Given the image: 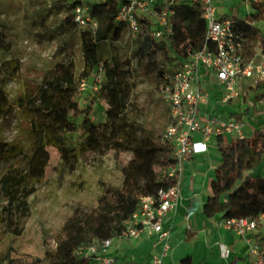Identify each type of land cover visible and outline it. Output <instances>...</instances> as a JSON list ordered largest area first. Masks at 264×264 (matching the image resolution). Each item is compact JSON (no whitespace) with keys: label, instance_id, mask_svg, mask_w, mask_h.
<instances>
[{"label":"trees","instance_id":"trees-1","mask_svg":"<svg viewBox=\"0 0 264 264\" xmlns=\"http://www.w3.org/2000/svg\"><path fill=\"white\" fill-rule=\"evenodd\" d=\"M126 0H105L100 4H87L91 17L98 20L100 27L96 33L81 28V50L83 54L84 75L89 76L102 64L104 85L100 96L107 102L112 117L100 128L89 120L90 111L81 110L75 101L77 92L76 66L72 60L56 65L54 74L31 96L30 107L41 117L40 124L33 129V152L30 158V176L32 188L45 178L50 155L47 148L55 146L61 149V158L65 169H74L80 154L67 146L65 132H74V120L81 118L84 141L81 152L99 151L102 146L112 145L131 151L138 163L123 170V184L119 188H107L99 199L95 211L86 217H72L62 227L54 247H48L43 264H90L80 258L78 252L85 249L95 239H118L125 230V222L138 206L139 198L157 194L160 188L168 184L161 181L159 163L161 159L170 161L168 155L172 148L169 144L157 142L151 135L137 136L133 127L125 121L130 93L132 91V68L129 60L111 58L101 62L100 43L111 38H121L124 24L117 21L120 5ZM80 2L71 3L73 10ZM61 11L66 4L60 0L53 5ZM166 4L159 2L156 10H162ZM254 13L248 16L251 23L264 20V3L252 2ZM235 20V19H234ZM238 28L243 33L242 53L245 59L254 58L253 52L245 54L249 40L253 37L254 27L238 20ZM75 23V21H74ZM76 26L78 24L75 23ZM173 34L166 40H155L152 35L153 22L150 19L140 21L139 48L136 56L147 72H153V66L162 60L159 76L162 78L173 70L166 69L165 61L172 62L178 68L188 52L202 50L209 42L205 39L206 25L202 18V5L199 0L175 6ZM79 27V26H78ZM80 28V27H79ZM155 67V68H156ZM18 58L5 60L0 64V126L7 128L16 117L17 107L5 93V79L20 73ZM254 104L244 105L240 119H252ZM65 113L71 114V116ZM117 120L118 123L115 121ZM221 162L214 168L211 182V195L203 207L206 219H259L264 215V131H257L244 140L217 139ZM22 153L18 143H6L0 140V155L15 158ZM9 213L12 216V204ZM4 258L0 264H18ZM182 264H193L192 258L182 259Z\"/></svg>","mask_w":264,"mask_h":264},{"label":"rangeland","instance_id":"rangeland-1","mask_svg":"<svg viewBox=\"0 0 264 264\" xmlns=\"http://www.w3.org/2000/svg\"><path fill=\"white\" fill-rule=\"evenodd\" d=\"M56 1L0 0V64L16 57L21 66L17 76L5 79V93L16 104L17 114L10 126H0V140L18 143L22 148V153L12 159L0 155V261L8 258L18 264H43L46 249L55 246L64 224L72 217L91 215L107 188L122 186L123 170L138 165L131 151L112 145L105 144L99 151L81 152L85 137L79 118L74 120L75 131L65 132L67 146L80 154L74 169H65L61 149L49 146L50 161L45 178L32 188V134L41 117L31 110V96L54 74L57 64L74 62L75 101L81 110L90 111L91 123L102 128L112 117L107 102L100 96L104 85L100 78L102 64L89 76L84 75L81 28L75 25L73 10L69 7L80 0H60L66 4L61 11L53 6ZM104 1L83 0L85 4ZM147 19L155 23V16L149 15ZM121 34L117 41L109 38L100 43L101 62L111 58L131 62L132 91L125 121L137 136L149 134L162 142L169 123L168 108L161 92L163 78L159 76L164 58L158 57L159 65L152 67L153 72H147L136 56L139 40L144 39L145 34L140 36L139 33L133 42L125 27ZM164 63L166 69H176L172 62ZM204 83L212 92H222L214 79L206 78ZM250 99V96L245 97L243 102ZM219 110L215 108L216 112ZM260 110L264 114V107ZM231 111L236 113L233 107ZM251 136L252 132L247 131V137ZM12 199L10 216L8 208ZM260 231V234L264 231L262 226Z\"/></svg>","mask_w":264,"mask_h":264},{"label":"built area","instance_id":"built-area-1","mask_svg":"<svg viewBox=\"0 0 264 264\" xmlns=\"http://www.w3.org/2000/svg\"><path fill=\"white\" fill-rule=\"evenodd\" d=\"M193 1L126 0L120 5L117 21L124 24L133 42L140 33V21L149 15L155 16L152 35L155 40H166L173 34L175 6ZM199 1L206 25L205 39L209 44L200 51H189L178 68L164 75L161 87L169 113L162 141L169 144L172 151L168 155L170 161L160 160L158 171L161 181L168 185L155 195L139 198L136 210L125 222L126 228L119 237L138 240L143 232L157 236L162 243L161 254L149 263L120 260L111 254L116 239H95L90 246L78 252V256L90 264H164L172 248V228L165 225V219L181 201L182 177L187 161L191 156L207 152L209 144L219 138L228 141L248 138L246 119L236 115L225 117L215 108H227L241 98L249 97V91L241 90L242 81L249 82L250 88L258 91L259 103L264 105V58L259 62L254 58L245 59L242 53L243 33L237 21L219 18L216 0ZM78 2L73 9L75 23L96 33L98 20L90 16L83 0ZM159 2L166 6L158 11L156 5ZM207 76H212L222 88L220 94H214L204 83ZM100 78L104 80V72ZM263 218L264 215L256 220H220V227L246 242L249 260L243 262L233 258L231 250L223 244L219 246V258L226 264H264V233H258Z\"/></svg>","mask_w":264,"mask_h":264},{"label":"crops","instance_id":"crops-1","mask_svg":"<svg viewBox=\"0 0 264 264\" xmlns=\"http://www.w3.org/2000/svg\"><path fill=\"white\" fill-rule=\"evenodd\" d=\"M254 1L264 3V0H251L249 4L241 0H216V3L219 18H233L254 27V38L249 40L248 48L244 51L248 55L252 51L254 60L259 62L264 58V20L251 23L247 19L254 13L252 7ZM205 78L214 79L212 76ZM240 87L242 91L250 89L251 99L244 103V98H241L230 107H219L218 112L224 113L225 117L240 116L244 105L254 104L252 119L246 118L249 121L248 131L252 132L253 136L257 131H264V114L260 110L264 105L259 103L258 91L250 88L249 82L242 81ZM231 107L236 113H232ZM216 142L215 140L209 144L207 152L191 156L185 165L181 201L165 219V225L172 228V248L168 257L164 259V264H182V259L187 256L192 258L193 264H226L218 255L220 244L231 250L233 258L237 257L243 262L249 260L246 242L220 227L218 218L206 219L203 214V207L211 195L214 168L221 162ZM262 175L264 176V166ZM261 226L264 228V218L259 225V234L262 232ZM161 251V241L157 236L149 235L147 232H143L138 240L116 239L111 248V254L120 260L140 263H149L153 258L160 256Z\"/></svg>","mask_w":264,"mask_h":264}]
</instances>
